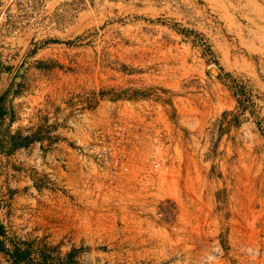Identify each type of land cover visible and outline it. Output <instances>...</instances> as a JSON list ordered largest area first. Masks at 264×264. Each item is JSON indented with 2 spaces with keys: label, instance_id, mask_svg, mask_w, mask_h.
<instances>
[{
  "label": "rangeland",
  "instance_id": "rangeland-1",
  "mask_svg": "<svg viewBox=\"0 0 264 264\" xmlns=\"http://www.w3.org/2000/svg\"><path fill=\"white\" fill-rule=\"evenodd\" d=\"M0 108L9 264H264V0H0ZM111 119L135 162L101 182L77 150Z\"/></svg>",
  "mask_w": 264,
  "mask_h": 264
},
{
  "label": "built area",
  "instance_id": "built-area-1",
  "mask_svg": "<svg viewBox=\"0 0 264 264\" xmlns=\"http://www.w3.org/2000/svg\"><path fill=\"white\" fill-rule=\"evenodd\" d=\"M157 120L153 129L155 134L152 137L155 143L165 138V129L162 125H157ZM87 134H89L88 143L77 150L80 161L90 168L101 182L115 181L118 176L125 178L135 162L136 145L130 138L129 130L111 119L104 127H95ZM160 172L159 162L142 167L138 187L152 191Z\"/></svg>",
  "mask_w": 264,
  "mask_h": 264
},
{
  "label": "crops",
  "instance_id": "crops-1",
  "mask_svg": "<svg viewBox=\"0 0 264 264\" xmlns=\"http://www.w3.org/2000/svg\"><path fill=\"white\" fill-rule=\"evenodd\" d=\"M24 149H27V148H23V151ZM21 161L24 162L23 165H26L28 167V163L31 162L29 157H28V153L25 152V153H21ZM10 157L7 156V155H0V167L1 168H8L11 166L10 164ZM21 164V166H23ZM38 201L41 200L43 201V198H41L40 196L38 197L37 199ZM37 201V202H38ZM21 202H22V206H21V216L22 218L18 219V221L20 222V227H24V225H26L29 229H31L33 226H36L37 228L39 229H44V226L46 224H50L52 226L53 229H58L59 231H61L62 233L63 232H68V233H71V231L73 230V226H74V222H75V216L70 218V214L69 213L68 215V218L65 220L63 217H61L62 214H60L59 212H54L52 213V218L51 220L50 219H47L45 215V210L44 208H40V204L39 202L37 203V211H38V215L41 217L40 219L38 218V221L36 223H33L31 219H29V216H31V209L29 207L30 205V202L31 200L27 197V196H23L21 198ZM42 203V202H41ZM56 211H59V210H56ZM66 211H70V209H67ZM15 212H18V211H15ZM8 216H11V217H0V239L2 238V236L4 234H6L5 230H6V224H8L10 222V224H17L14 220H12V215H8ZM63 216V215H62ZM12 221V222H11ZM5 226H4V224ZM19 224V223H18ZM78 240H83L81 243H85V238H80ZM3 250H5L3 248ZM7 251H1L0 250V264H9V262L7 261L8 260V254H7Z\"/></svg>",
  "mask_w": 264,
  "mask_h": 264
},
{
  "label": "trees",
  "instance_id": "trees-1",
  "mask_svg": "<svg viewBox=\"0 0 264 264\" xmlns=\"http://www.w3.org/2000/svg\"><path fill=\"white\" fill-rule=\"evenodd\" d=\"M4 115H5L4 112H3V111L1 110V108H0V119H1L2 117H4ZM0 139H1V136H0ZM1 141H2V140H0V143H1ZM0 149H1V146H0ZM0 250L6 252V250H3L2 248H1ZM7 254H8L10 257H12V258L14 259V263H18V262L20 261V259L22 258L20 253L17 254V253H10V252H7Z\"/></svg>",
  "mask_w": 264,
  "mask_h": 264
}]
</instances>
